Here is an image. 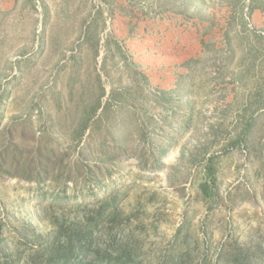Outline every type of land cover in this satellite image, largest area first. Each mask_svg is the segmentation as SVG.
I'll list each match as a JSON object with an SVG mask.
<instances>
[{"label":"rangeland","instance_id":"rangeland-1","mask_svg":"<svg viewBox=\"0 0 264 264\" xmlns=\"http://www.w3.org/2000/svg\"><path fill=\"white\" fill-rule=\"evenodd\" d=\"M115 1L0 0V260L23 262L112 195L100 257L264 264V28L251 16L264 0H128L132 16L226 24L228 74L218 60L178 96L139 83Z\"/></svg>","mask_w":264,"mask_h":264},{"label":"crops","instance_id":"crops-1","mask_svg":"<svg viewBox=\"0 0 264 264\" xmlns=\"http://www.w3.org/2000/svg\"><path fill=\"white\" fill-rule=\"evenodd\" d=\"M113 7L114 36L125 43L135 62L133 71L146 92L178 96L195 83V77L205 71L210 74L211 66L221 59L218 79L228 74V55L220 49L227 43V26L220 20L212 23L173 13L153 16L135 12L132 16L128 0H116ZM251 16L257 27L264 28V9H254ZM236 76L234 82L244 84L247 75L241 72Z\"/></svg>","mask_w":264,"mask_h":264},{"label":"trees","instance_id":"trees-1","mask_svg":"<svg viewBox=\"0 0 264 264\" xmlns=\"http://www.w3.org/2000/svg\"><path fill=\"white\" fill-rule=\"evenodd\" d=\"M209 181L202 185L204 197L213 198L211 190L212 183L216 185L217 178L211 167L208 168ZM78 194L74 195L77 200ZM89 197H94L95 192H89ZM98 202L94 198L93 204ZM79 205V203H76ZM117 210L116 198L109 195L105 198L102 205L98 208L96 215L89 217L86 222H58L55 224L52 232L44 238H38L37 243L31 246L28 256L23 260L18 258L19 264H89L87 261L91 256L101 259L107 264H116L111 257H100L104 252L101 244L95 240L94 233L98 230V225L106 221L113 211ZM107 250V249H106ZM238 258H235V262ZM0 264H8L7 261H1Z\"/></svg>","mask_w":264,"mask_h":264}]
</instances>
